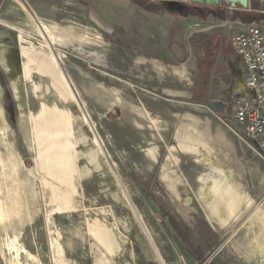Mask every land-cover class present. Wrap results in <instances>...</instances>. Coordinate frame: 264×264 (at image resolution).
Returning <instances> with one entry per match:
<instances>
[{"label":"rangeland","instance_id":"obj_1","mask_svg":"<svg viewBox=\"0 0 264 264\" xmlns=\"http://www.w3.org/2000/svg\"><path fill=\"white\" fill-rule=\"evenodd\" d=\"M137 1L162 12L150 22L157 33L105 27L72 0H43L40 16L27 1L0 12V264H185L165 215L210 264H264L249 245L264 230V162L222 122L236 127L226 110L240 85L232 37L238 23L264 29V0ZM48 110L60 117L40 130ZM184 132L211 143L203 156L231 163L255 205L239 220H208L199 179L217 174L179 149ZM169 147L176 178L165 172ZM57 150L71 156L65 183L49 175Z\"/></svg>","mask_w":264,"mask_h":264},{"label":"bare ground","instance_id":"obj_2","mask_svg":"<svg viewBox=\"0 0 264 264\" xmlns=\"http://www.w3.org/2000/svg\"><path fill=\"white\" fill-rule=\"evenodd\" d=\"M159 1H162V0H159ZM193 1L207 2V3L211 4L213 2H218L219 0H193ZM230 1L233 3H240L243 6H249V0H230ZM32 46H33V44H32ZM46 47L50 51H52V48H50L49 46H46ZM33 50H35V49H33ZM115 91L116 90H114V92ZM116 100L118 101L119 99H116ZM146 115L149 117L150 121L152 123H154V120L149 116L148 112L146 113ZM59 117H60V114H57L55 110H54V112H49V110L45 111L44 114H41V118H40L37 126L39 127V129L41 128L43 130H46V126L52 125L53 123H56L58 121ZM154 124H152V126ZM191 127H193V125ZM199 136H201V135H199ZM178 139H179V149L180 150H182L184 153H186L188 155L196 156L197 162L208 166L214 173L217 174L216 178L213 177L211 179H208L205 177H201L199 179L200 183L202 184V186H201L202 189L200 190L201 199H199V202H201L202 209L207 214L206 216H207L208 220H210V215H213L214 218H216L217 220L219 218L226 217V221L223 220L224 223L229 222V221L239 220L243 216L244 209H249L250 207H252V205H254L253 204L254 201L245 192V190L243 189L244 188L243 185L238 181L239 179L238 180L235 179V177H234L235 173L233 172V169L231 168V163L228 161V159L226 157H225L226 158L225 159V158H219L217 156L213 160L212 157L209 158V157L203 156V153L201 151V147L206 149V151L208 153H210L212 151V148L210 147L211 143H208L207 141L203 140L201 137L194 138L189 133L184 132L183 134H180ZM211 140H212V138H211ZM211 140H209V141H211ZM175 150H177V148L169 147V149H168L169 155L167 158V161L171 164V166H174V168L173 169H172V167L166 168V166H165V168H166L165 172L170 171L173 175H175L174 178L177 177L176 170H177V165L179 162L178 158L175 156ZM151 153L154 154V152H152V151H151ZM49 162L51 165V168H50L51 173H49V175L52 178L56 179L57 181H59L61 183H65V182H62L61 179H63L64 175H67V172L62 167H64V165L72 166L71 156H63L62 153L57 150L55 152H52ZM40 165H41V167L43 165V161H41V160H40ZM36 168H37V166H36ZM72 168H73V166H72ZM68 178H70V177H68ZM164 178L167 182V185L170 188H172V190H173V188L175 187L174 182H176V181H174L175 179H173V177H169L168 174H166V173L164 175ZM204 190H206L207 192L203 193ZM255 217L260 222H262L264 224L263 217L260 215L259 211L255 213ZM0 218H1V216H0ZM263 241H264V230H261L260 234L255 235L250 240L249 245L255 251H258L260 253H264Z\"/></svg>","mask_w":264,"mask_h":264},{"label":"built area","instance_id":"obj_3","mask_svg":"<svg viewBox=\"0 0 264 264\" xmlns=\"http://www.w3.org/2000/svg\"><path fill=\"white\" fill-rule=\"evenodd\" d=\"M232 46L240 85L226 110L236 127L222 122L264 162V29L256 23H238Z\"/></svg>","mask_w":264,"mask_h":264},{"label":"crops","instance_id":"obj_4","mask_svg":"<svg viewBox=\"0 0 264 264\" xmlns=\"http://www.w3.org/2000/svg\"><path fill=\"white\" fill-rule=\"evenodd\" d=\"M22 9L25 11L26 3L32 7V9L39 15H41V10L47 7L43 0H17ZM27 1V2H26ZM54 0H49V7L53 8L52 2ZM76 2H80V5L86 9V12H90L93 15H97L101 18L103 25H109L113 28L124 27V25L129 23L131 25H135L136 27L141 26L143 31L146 29L151 30L157 33L156 29L152 28L150 22H152L153 17H163L162 12L159 13H149L144 10L142 5L137 4V2H133L132 0H72ZM9 6V0H0V12L5 11ZM134 6L140 12H142V16L139 18H132L130 22V18L132 15L130 14V7ZM39 15V16H40ZM161 23V20H160ZM160 27V26H159ZM172 27L169 29V33L173 34ZM147 33V32H146ZM236 62V58H235ZM239 76L241 74L240 70ZM239 88V85H238ZM176 233V232H175ZM177 234V233H176ZM178 236V242L183 246L184 252V262L185 264H210L207 262L205 255L202 253L201 249L193 250L188 243L186 244L180 236ZM187 239V238H186ZM154 255V254H153ZM216 256V255H215ZM214 256V257H215ZM155 257V256H154ZM156 259V258H155ZM157 261V260H156ZM158 262V261H157Z\"/></svg>","mask_w":264,"mask_h":264},{"label":"trees","instance_id":"obj_5","mask_svg":"<svg viewBox=\"0 0 264 264\" xmlns=\"http://www.w3.org/2000/svg\"><path fill=\"white\" fill-rule=\"evenodd\" d=\"M133 2H137V4L139 5H142L144 10H146L147 12L149 13H159L160 12V9L159 8H155V7H152L150 5H146V4H142L140 3L139 1L137 0H132ZM184 11L185 12H188V13H191L193 15H196V16H201V14L204 12V13H207V14H214V15H224L226 13V10H222V9H218V8H210V7H205V8H195V7H191V6H186L184 8ZM165 219H167L169 225L171 226V228L180 236V238L187 244V239H186V236L184 235V233L180 230V228L175 224L174 220L165 215L164 216Z\"/></svg>","mask_w":264,"mask_h":264},{"label":"water","instance_id":"obj_6","mask_svg":"<svg viewBox=\"0 0 264 264\" xmlns=\"http://www.w3.org/2000/svg\"><path fill=\"white\" fill-rule=\"evenodd\" d=\"M206 4L209 5V3H207V2H206ZM211 107H212L213 109H215V110H216L217 112H219V113H224V112H225V106H224V104L221 103V102H220V103H219V102L213 103V104L211 105ZM96 135H97V138H98V140L100 141V144H101V146H102V148H103V151H104V154H105V160H106L108 166H109L113 171L116 172L115 167H114V165H113V162L111 161V159H110V157H109V155H108V153H107V150H106V148H105V146H104V144H103V142H102V140H101V137H100L97 133H96Z\"/></svg>","mask_w":264,"mask_h":264}]
</instances>
